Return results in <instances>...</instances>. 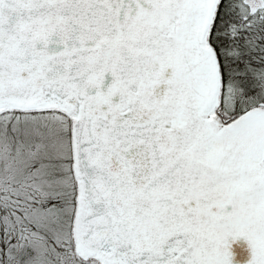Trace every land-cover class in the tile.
Segmentation results:
<instances>
[{"label":"snow or ice","instance_id":"snow-or-ice-1","mask_svg":"<svg viewBox=\"0 0 264 264\" xmlns=\"http://www.w3.org/2000/svg\"><path fill=\"white\" fill-rule=\"evenodd\" d=\"M264 264V0H0V264Z\"/></svg>","mask_w":264,"mask_h":264},{"label":"rangeland","instance_id":"rangeland-1","mask_svg":"<svg viewBox=\"0 0 264 264\" xmlns=\"http://www.w3.org/2000/svg\"><path fill=\"white\" fill-rule=\"evenodd\" d=\"M229 250L232 255V264H248L250 260V250L248 249L246 241L242 238L231 243Z\"/></svg>","mask_w":264,"mask_h":264},{"label":"water","instance_id":"water-1","mask_svg":"<svg viewBox=\"0 0 264 264\" xmlns=\"http://www.w3.org/2000/svg\"><path fill=\"white\" fill-rule=\"evenodd\" d=\"M243 264H246V263H243Z\"/></svg>","mask_w":264,"mask_h":264}]
</instances>
